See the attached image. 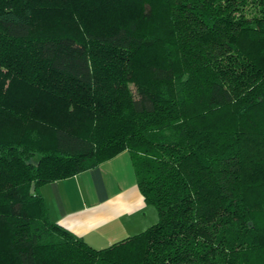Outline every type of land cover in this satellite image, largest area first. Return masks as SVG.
Segmentation results:
<instances>
[{
  "label": "trees",
  "instance_id": "1",
  "mask_svg": "<svg viewBox=\"0 0 264 264\" xmlns=\"http://www.w3.org/2000/svg\"><path fill=\"white\" fill-rule=\"evenodd\" d=\"M125 151L156 225L50 221L42 186ZM0 264H264V0H0Z\"/></svg>",
  "mask_w": 264,
  "mask_h": 264
},
{
  "label": "crops",
  "instance_id": "2",
  "mask_svg": "<svg viewBox=\"0 0 264 264\" xmlns=\"http://www.w3.org/2000/svg\"><path fill=\"white\" fill-rule=\"evenodd\" d=\"M51 222L104 249L138 235L159 221L138 185L129 152L97 168L42 186Z\"/></svg>",
  "mask_w": 264,
  "mask_h": 264
},
{
  "label": "rangeland",
  "instance_id": "3",
  "mask_svg": "<svg viewBox=\"0 0 264 264\" xmlns=\"http://www.w3.org/2000/svg\"><path fill=\"white\" fill-rule=\"evenodd\" d=\"M130 9L133 10V8H130ZM67 10H68V7H67ZM58 13H60V17L66 18V13H68V15L70 16L72 11H71V9L68 12H66V10H64V9H56V10L52 11L51 8H50V9H47V11H43L42 13L38 12V15L36 16V18H37L38 21H43V22L47 23V25L50 27V29H52V27L56 26L57 23L51 21V17H52V15H57ZM75 23H76V27H74V28L76 30L81 29L86 24H89V25L93 24V22H92L91 18L89 17V15H86V14L77 15ZM65 25L67 27V29H65V30H70L71 32H73L74 28H73V22L72 21H71V24H66V22H65ZM40 27L41 26H39L38 29H40ZM103 29H105V28H103ZM132 90H133V93L135 94V89H134L133 86H132Z\"/></svg>",
  "mask_w": 264,
  "mask_h": 264
},
{
  "label": "water",
  "instance_id": "4",
  "mask_svg": "<svg viewBox=\"0 0 264 264\" xmlns=\"http://www.w3.org/2000/svg\"><path fill=\"white\" fill-rule=\"evenodd\" d=\"M35 190H36V188H35V186H33L32 189H31L32 194L35 193ZM250 225H251V223H250Z\"/></svg>",
  "mask_w": 264,
  "mask_h": 264
}]
</instances>
